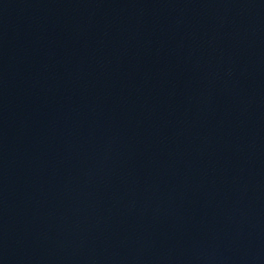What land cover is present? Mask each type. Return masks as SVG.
Masks as SVG:
<instances>
[{"label": "water", "instance_id": "1", "mask_svg": "<svg viewBox=\"0 0 264 264\" xmlns=\"http://www.w3.org/2000/svg\"><path fill=\"white\" fill-rule=\"evenodd\" d=\"M0 264H264V0H0Z\"/></svg>", "mask_w": 264, "mask_h": 264}]
</instances>
